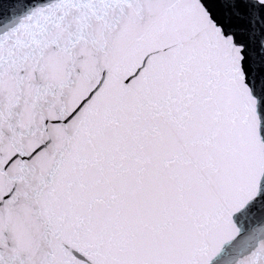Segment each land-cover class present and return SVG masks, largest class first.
I'll list each match as a JSON object with an SVG mask.
<instances>
[{"label": "snow or ice", "instance_id": "snow-or-ice-1", "mask_svg": "<svg viewBox=\"0 0 264 264\" xmlns=\"http://www.w3.org/2000/svg\"><path fill=\"white\" fill-rule=\"evenodd\" d=\"M0 264H264V0H0Z\"/></svg>", "mask_w": 264, "mask_h": 264}]
</instances>
